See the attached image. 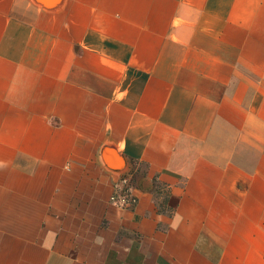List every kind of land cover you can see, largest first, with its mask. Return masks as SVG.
Returning <instances> with one entry per match:
<instances>
[{
  "label": "crops",
  "instance_id": "obj_1",
  "mask_svg": "<svg viewBox=\"0 0 264 264\" xmlns=\"http://www.w3.org/2000/svg\"><path fill=\"white\" fill-rule=\"evenodd\" d=\"M0 264H264V0H0Z\"/></svg>",
  "mask_w": 264,
  "mask_h": 264
}]
</instances>
